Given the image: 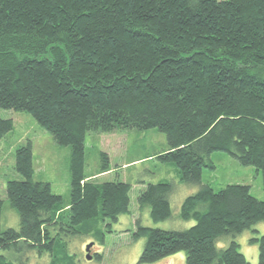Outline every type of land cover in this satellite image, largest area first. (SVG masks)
<instances>
[{
    "label": "trees",
    "instance_id": "1",
    "mask_svg": "<svg viewBox=\"0 0 264 264\" xmlns=\"http://www.w3.org/2000/svg\"><path fill=\"white\" fill-rule=\"evenodd\" d=\"M0 109L31 114L68 147L71 176L64 206L50 182L35 178L32 141L16 150L23 179L4 188L20 228L1 229L0 198V264H13L4 251L27 250L48 264H74L64 234L90 235L100 220L130 214L132 185L99 181L112 171L107 153L96 176L85 174L86 140L150 129L166 136L158 158L199 190L181 206L189 228L136 219L134 239H146L137 264L177 253L186 264H249L237 241L249 230L264 264V235L254 229L264 200L250 185L203 183L220 151L255 167L264 189V0H0ZM14 125L0 116V141ZM173 191L168 181L148 184L137 205L153 222L168 221Z\"/></svg>",
    "mask_w": 264,
    "mask_h": 264
},
{
    "label": "rangeland",
    "instance_id": "2",
    "mask_svg": "<svg viewBox=\"0 0 264 264\" xmlns=\"http://www.w3.org/2000/svg\"><path fill=\"white\" fill-rule=\"evenodd\" d=\"M0 116L13 119L15 123L14 129L0 141V198L4 200L1 229L19 230V214L11 207L4 188L8 180L23 179L14 169L16 150L29 140L32 141L35 178L50 182L52 191L62 196L66 206L70 204V149L56 144L52 135L27 112L0 109ZM167 149L166 136L156 129L130 130L114 134L92 133L87 136L85 174L88 177L96 176L101 166L100 154L107 153L112 171L99 176V181L130 183L131 213L121 215L117 222L100 220L90 235L65 236L64 234L62 239L67 242L65 252L74 260V264H137L146 239H134L136 219H140L143 226L167 230H181L194 224L181 220L179 215L184 200L196 193L199 186L181 183L176 166L164 163L158 158ZM211 159L216 168L205 169L204 184H209L215 190L233 184L250 185L251 193L257 199L264 200L262 174L255 167L243 166L231 155L220 151L214 152ZM161 181H168L174 185L170 197L173 217L168 221L155 223L150 217V209L148 207L139 209L137 199L148 184ZM254 229L259 235H264V222L257 224ZM252 235L250 230L246 231L237 238V241L248 263L258 264V246L249 242ZM229 243L230 239L224 238L218 245L225 248ZM90 244H93L92 258L88 259L86 248ZM22 253V251H4L3 255L13 264H48L50 261L49 257L43 258L29 250ZM99 255L102 257L100 258ZM153 264H186L185 254L177 253Z\"/></svg>",
    "mask_w": 264,
    "mask_h": 264
},
{
    "label": "water",
    "instance_id": "3",
    "mask_svg": "<svg viewBox=\"0 0 264 264\" xmlns=\"http://www.w3.org/2000/svg\"><path fill=\"white\" fill-rule=\"evenodd\" d=\"M93 244H90L87 246L86 251H87V258L91 259L92 255H91V248H92Z\"/></svg>",
    "mask_w": 264,
    "mask_h": 264
},
{
    "label": "flooded vegetation",
    "instance_id": "4",
    "mask_svg": "<svg viewBox=\"0 0 264 264\" xmlns=\"http://www.w3.org/2000/svg\"><path fill=\"white\" fill-rule=\"evenodd\" d=\"M92 255V254H91Z\"/></svg>",
    "mask_w": 264,
    "mask_h": 264
}]
</instances>
